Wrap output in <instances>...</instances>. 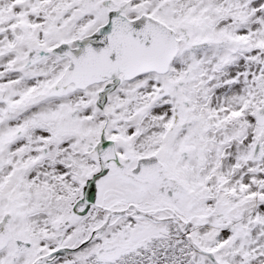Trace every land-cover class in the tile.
I'll return each instance as SVG.
<instances>
[{
  "label": "snow or ice",
  "instance_id": "snow-or-ice-1",
  "mask_svg": "<svg viewBox=\"0 0 264 264\" xmlns=\"http://www.w3.org/2000/svg\"><path fill=\"white\" fill-rule=\"evenodd\" d=\"M0 264H264V0H0Z\"/></svg>",
  "mask_w": 264,
  "mask_h": 264
}]
</instances>
